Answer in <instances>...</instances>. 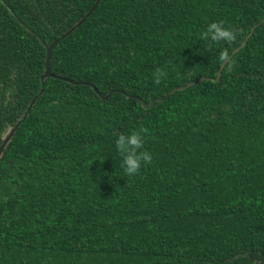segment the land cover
Masks as SVG:
<instances>
[{"label":"trees","instance_id":"trees-1","mask_svg":"<svg viewBox=\"0 0 264 264\" xmlns=\"http://www.w3.org/2000/svg\"><path fill=\"white\" fill-rule=\"evenodd\" d=\"M96 1L0 0V147L84 18L0 159V264H264V0Z\"/></svg>","mask_w":264,"mask_h":264},{"label":"clouds","instance_id":"clouds-1","mask_svg":"<svg viewBox=\"0 0 264 264\" xmlns=\"http://www.w3.org/2000/svg\"><path fill=\"white\" fill-rule=\"evenodd\" d=\"M201 39L204 40L210 49L213 45L220 42L232 43L236 39L235 32L227 27L223 21L210 22L207 24L206 29L201 34ZM228 50L219 52L217 62H224L228 57ZM166 72L157 68L152 77L156 83H160L166 77ZM143 136L142 130H132L127 134H119L114 141L115 151L120 157V168L128 176L136 175L142 163H150L152 154L143 150Z\"/></svg>","mask_w":264,"mask_h":264},{"label":"water","instance_id":"water-1","mask_svg":"<svg viewBox=\"0 0 264 264\" xmlns=\"http://www.w3.org/2000/svg\"><path fill=\"white\" fill-rule=\"evenodd\" d=\"M100 1H101V0H97V1H96V6L100 3ZM94 8H95V7H94ZM94 8H93V9L87 14V16H90V15H91V13L93 12ZM83 21H84V18H83V19H82L77 25H75V27H73L72 29H70L69 31H67L65 34H63V35L60 36L59 38L55 39L50 45H47L46 43L43 42V44H44V46L46 47V50H47V56H46V62H45V73H44V74L42 75V77H41L42 88H41L40 92H39V93L33 98V100L31 101V103H30V105H29V108H28L26 114L24 115V117L22 118V120L19 121V122L16 124V126H15L14 128H12V129L8 132V134L6 135V137L4 138L3 143H2V145H1V147H0V159H1L2 155H3V152H4V150H5L6 146H7V144L10 142L11 138L13 137V135H14V134L16 133V131L19 129V127L21 126V124L23 123V121L27 118V116L29 115V113H30L31 110L33 109L34 105L36 104L38 98H39L40 96L43 95L44 90H45V81H46V79L49 78V77L60 78V77L54 75L53 73H51V58H52L53 49L55 48V46H57V44H58L63 38H65V37L68 36L72 31H74L75 28L78 27ZM244 44H245V43H244ZM244 44H243V45H244ZM243 45H242V46H243ZM240 48H241V47H239L237 50H239ZM237 50H236L234 53H236ZM234 53H233V54H234ZM233 54H232V55H233ZM232 55H231L230 57H228V59H226L225 62L222 64V66H221V68H220V70H219V72H218V76H217L216 81H219V80H220L221 75H222V70L225 68V66L227 65V63L230 61V59L232 58ZM62 79L66 80V81H69V82H71V83L74 84V85H86V86H92V87L94 88V90L96 91V93H97L102 99H104V100L110 98V97L113 95L114 92L124 93L123 91H118V90H117V91H112V92L109 93L108 95H103L102 93L99 92V90H98L93 84H91V83H89V82L70 81V80H67V79H65V78H62ZM199 81H200V80H199ZM190 85H191V83H190L189 85H187L186 87H184V88H178V89H175V90H183V89H186V88H187L188 86H190ZM173 92H175V91H172L171 94H172ZM135 98H137V97H135ZM167 98H168V95H167L165 98H163V99H154V100L151 102L150 106H147L146 103H145L142 99H140V98H137V99H139V100L141 101L142 105H143L145 108L148 109V108L153 107V105H154V103H155L156 101H157V102H163V101H165Z\"/></svg>","mask_w":264,"mask_h":264}]
</instances>
